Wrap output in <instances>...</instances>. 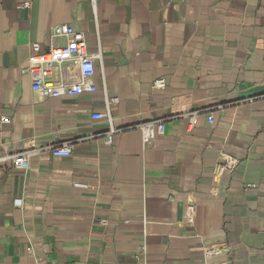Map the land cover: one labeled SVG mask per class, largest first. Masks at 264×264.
<instances>
[{"label": "crops", "instance_id": "crops-1", "mask_svg": "<svg viewBox=\"0 0 264 264\" xmlns=\"http://www.w3.org/2000/svg\"><path fill=\"white\" fill-rule=\"evenodd\" d=\"M58 24L98 54L95 92L43 97L21 72L32 43L65 44ZM1 117L0 159L72 149L0 160V264H136L142 245L146 264H264V0H0Z\"/></svg>", "mask_w": 264, "mask_h": 264}, {"label": "built area", "instance_id": "built-area-1", "mask_svg": "<svg viewBox=\"0 0 264 264\" xmlns=\"http://www.w3.org/2000/svg\"><path fill=\"white\" fill-rule=\"evenodd\" d=\"M23 6L28 7L29 3H23ZM53 36L63 37L66 42L64 45L47 51H41L39 43H32V52L27 58V65L21 69L22 73H30L33 76L31 88L38 91L43 97L58 98L65 94H81L83 92L93 93L96 87L93 82L94 62L98 58V54L89 53L86 48V36L82 31L74 29L68 24H58L51 29ZM66 61H74L79 67V76L75 81H61L52 79V73L57 65ZM165 86L164 79L160 78L154 82V87L163 88ZM116 99L107 100V107L110 106ZM105 117L110 125L109 129L104 133L107 143L112 141L115 133L119 132L112 126L111 117L107 111L106 115L97 114L95 119ZM212 122V117H208ZM8 117H1L0 123H8ZM194 123V121L192 122ZM140 134L143 144H148L158 135L165 132V123L163 120L146 121L134 126ZM72 144H51L46 147L28 146L23 150L2 157L0 160H10L17 169L25 170L28 167V159L30 156L41 151L48 150L53 156H69L71 153ZM236 165V160L230 156L225 158L223 167L232 169ZM194 206L189 204L184 211L185 222L192 224L194 221ZM105 225L106 219L99 221ZM136 264H146L145 247L142 245L135 254Z\"/></svg>", "mask_w": 264, "mask_h": 264}]
</instances>
